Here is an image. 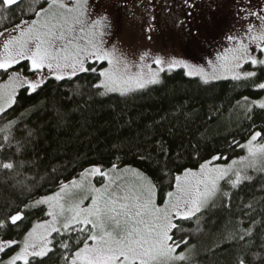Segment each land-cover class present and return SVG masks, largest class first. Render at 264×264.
Segmentation results:
<instances>
[{"label": "snow or ice", "instance_id": "snow-or-ice-1", "mask_svg": "<svg viewBox=\"0 0 264 264\" xmlns=\"http://www.w3.org/2000/svg\"><path fill=\"white\" fill-rule=\"evenodd\" d=\"M182 2L191 17L193 0ZM113 5L114 0H0V186L5 189L0 192V264H45L52 256L56 264H195L198 251L185 224L195 220L199 232L201 217L218 200L231 209V190L252 182L250 173L264 175V128L252 127L246 142L233 137L226 149L238 147L246 155L232 159L218 151L198 167L178 169L167 191L139 170L113 162L106 170L91 164L79 179L59 181L58 190L34 198L37 181L24 176L35 167L27 156L34 133L24 121L9 117L22 92L32 96L51 80L91 75L97 81L92 87L103 89L100 95L124 96L161 83V74L176 68L204 84L230 79L264 91V0H247L237 9L236 23L225 37L228 45L215 62H207L209 71L168 53L138 54L135 33L125 37L129 48L122 47ZM118 6L127 9L126 2ZM145 11L154 13V8ZM150 21L143 29L149 41L154 14ZM176 22L183 27L187 21ZM150 55L151 63H145ZM243 101L237 106L245 119L252 120L256 107L264 110V101L247 96ZM257 204L264 201L243 204L241 219L206 255L231 248V264H264V212ZM35 209L48 219L10 238Z\"/></svg>", "mask_w": 264, "mask_h": 264}, {"label": "trees", "instance_id": "trees-1", "mask_svg": "<svg viewBox=\"0 0 264 264\" xmlns=\"http://www.w3.org/2000/svg\"><path fill=\"white\" fill-rule=\"evenodd\" d=\"M96 82L91 75H81L71 82L51 80L39 94L22 92L9 113L34 133L27 156L35 161V167L24 173L27 179L37 181L32 189L37 193L34 198L58 190L59 181L79 177L94 163L105 169L113 162L121 168L137 169L167 191L178 169L198 167L218 151L237 158L243 151L238 147L227 151L228 142L234 137L244 143L252 127L264 128V110L254 108L252 120H248L237 106L238 100L244 103V96L249 101L264 100V91L255 89L251 82L221 79L204 84L177 69L163 73L161 83L124 96L100 95L103 89L92 87ZM253 177L252 182L231 190V209L218 200L203 214L199 232L195 220L185 224L186 231L192 233L188 238L198 251L195 264H231V248L214 257L206 253L223 243L222 236L241 219L243 204L253 199L264 201V175ZM4 191L0 186V192ZM5 198L18 202L12 195ZM256 206L264 212V204ZM45 218L42 211L33 210L10 238H20L25 228ZM256 244L259 247V236ZM45 264H56V257Z\"/></svg>", "mask_w": 264, "mask_h": 264}, {"label": "rangeland", "instance_id": "rangeland-1", "mask_svg": "<svg viewBox=\"0 0 264 264\" xmlns=\"http://www.w3.org/2000/svg\"><path fill=\"white\" fill-rule=\"evenodd\" d=\"M124 2L127 3V9L118 6ZM193 2L195 7L192 9V15L187 17L185 13L188 9L182 0H154L152 5L147 4V0H114L111 13L118 20L116 39L122 42V47L128 49L129 44L125 37L135 33L140 37L134 49L138 54L145 51L161 55L168 53L209 71L207 62L209 60L215 62L217 53L228 45L225 37L230 34L229 30L236 23L235 13L238 8L247 4V0H193ZM145 8H154V13L146 12ZM153 14L156 16L155 30L151 33L152 40L149 41L145 38L147 33L143 32V29L151 22L150 17ZM177 18L186 20V24L180 27L176 22ZM151 60L152 55L145 63H151ZM153 67L155 68V65ZM177 69L185 73L187 71L183 68L174 70ZM162 75L163 73L160 79ZM195 78L202 80L200 77ZM242 155H246V152L243 151ZM98 181L99 178L94 182L98 184Z\"/></svg>", "mask_w": 264, "mask_h": 264}]
</instances>
